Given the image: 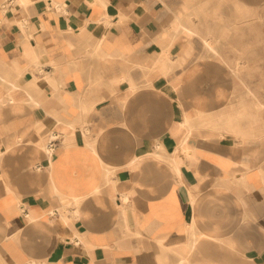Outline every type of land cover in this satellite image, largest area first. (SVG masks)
Returning <instances> with one entry per match:
<instances>
[{
	"label": "crops",
	"instance_id": "1",
	"mask_svg": "<svg viewBox=\"0 0 264 264\" xmlns=\"http://www.w3.org/2000/svg\"><path fill=\"white\" fill-rule=\"evenodd\" d=\"M201 1L0 0V264H264V135Z\"/></svg>",
	"mask_w": 264,
	"mask_h": 264
},
{
	"label": "rangeland",
	"instance_id": "2",
	"mask_svg": "<svg viewBox=\"0 0 264 264\" xmlns=\"http://www.w3.org/2000/svg\"><path fill=\"white\" fill-rule=\"evenodd\" d=\"M200 3L205 6L197 14V26L217 49L212 50L213 59L225 61L236 73L233 76L237 93L246 89L241 101L235 99L227 109L256 112L257 121L252 131L264 135V0H204ZM256 102L261 103L259 108ZM242 120L245 125L254 124L247 117Z\"/></svg>",
	"mask_w": 264,
	"mask_h": 264
},
{
	"label": "bare ground",
	"instance_id": "3",
	"mask_svg": "<svg viewBox=\"0 0 264 264\" xmlns=\"http://www.w3.org/2000/svg\"><path fill=\"white\" fill-rule=\"evenodd\" d=\"M232 2V1H231ZM243 4V3H242ZM248 14V13H247ZM246 54V53H245ZM246 56V55H245ZM260 105H261V103L260 102H256V106L259 108L260 107ZM245 117H247V118H249L250 119V122L251 123H253V121H252V118H251V116H245ZM242 121L243 120H240L238 123H236V125H235V127H236V129H238V131L240 132V134L242 133V135L244 136H246V135H250V134H253V124H250V123H248V124H250V126H246V125H248V124H242ZM248 121V120H247ZM245 138V137H244Z\"/></svg>",
	"mask_w": 264,
	"mask_h": 264
},
{
	"label": "built area",
	"instance_id": "4",
	"mask_svg": "<svg viewBox=\"0 0 264 264\" xmlns=\"http://www.w3.org/2000/svg\"><path fill=\"white\" fill-rule=\"evenodd\" d=\"M56 144V139L53 138L49 143H48V148L49 149H53L55 147Z\"/></svg>",
	"mask_w": 264,
	"mask_h": 264
}]
</instances>
